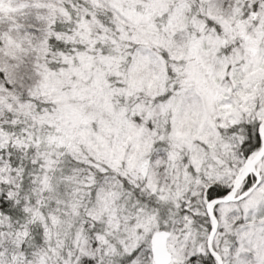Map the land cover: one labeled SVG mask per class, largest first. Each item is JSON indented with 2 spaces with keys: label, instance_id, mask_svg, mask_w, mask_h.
Segmentation results:
<instances>
[{
  "label": "snow or ice",
  "instance_id": "obj_1",
  "mask_svg": "<svg viewBox=\"0 0 264 264\" xmlns=\"http://www.w3.org/2000/svg\"><path fill=\"white\" fill-rule=\"evenodd\" d=\"M0 264H264V0H0Z\"/></svg>",
  "mask_w": 264,
  "mask_h": 264
}]
</instances>
